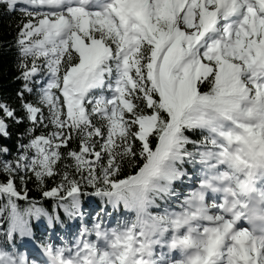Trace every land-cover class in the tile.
<instances>
[{"label":"snow or ice","instance_id":"obj_1","mask_svg":"<svg viewBox=\"0 0 264 264\" xmlns=\"http://www.w3.org/2000/svg\"><path fill=\"white\" fill-rule=\"evenodd\" d=\"M0 5V264H264V0Z\"/></svg>","mask_w":264,"mask_h":264},{"label":"trees","instance_id":"obj_2","mask_svg":"<svg viewBox=\"0 0 264 264\" xmlns=\"http://www.w3.org/2000/svg\"><path fill=\"white\" fill-rule=\"evenodd\" d=\"M19 20L20 16L18 13H7L3 9V6L0 5V100H6L13 107H18L15 94L20 86V81L14 79L18 75V71L15 66L16 50L11 45ZM17 131H22V126L13 130V141L15 140V133ZM8 143L12 144L13 142L10 141ZM29 187L34 189V185L31 183ZM30 194L32 196H38L35 190ZM45 206L50 207V202H46Z\"/></svg>","mask_w":264,"mask_h":264},{"label":"rangeland","instance_id":"obj_3","mask_svg":"<svg viewBox=\"0 0 264 264\" xmlns=\"http://www.w3.org/2000/svg\"><path fill=\"white\" fill-rule=\"evenodd\" d=\"M94 199V198H93ZM94 201H95V199H94Z\"/></svg>","mask_w":264,"mask_h":264}]
</instances>
